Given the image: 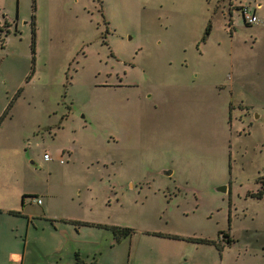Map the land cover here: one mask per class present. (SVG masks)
<instances>
[{
    "label": "rangeland",
    "instance_id": "1",
    "mask_svg": "<svg viewBox=\"0 0 264 264\" xmlns=\"http://www.w3.org/2000/svg\"><path fill=\"white\" fill-rule=\"evenodd\" d=\"M0 28V146L23 149L0 187L25 194L33 264H152L180 246L155 231L214 240L198 264H264V0H0Z\"/></svg>",
    "mask_w": 264,
    "mask_h": 264
},
{
    "label": "crops",
    "instance_id": "2",
    "mask_svg": "<svg viewBox=\"0 0 264 264\" xmlns=\"http://www.w3.org/2000/svg\"><path fill=\"white\" fill-rule=\"evenodd\" d=\"M16 148H17V150H15ZM16 148H14L12 145L0 146V157H1V161L4 163V165L7 163V160L9 159V157L12 155V153L14 151H18V152L21 151L23 154V149L21 148V146H18ZM2 187H0V237H6L10 241H12L14 243L15 242L18 243L19 241H17V239H18L17 231H19V229H21L22 224L24 223V222H19L21 216L25 217L26 221H25V225L22 228L25 232L24 233L25 237H24V240L22 243L21 250L18 249L19 248L18 245L17 246L14 245L13 249H9L7 257L3 261H0V264H33V262L36 260L40 262L41 260L39 258L36 259V253H42L39 250L41 247V244H39V243H38L39 245L37 244V242H36L37 238H35L36 236H32V234L30 236V230L33 229V230H31V232L35 231L37 229V225L33 221L32 215L27 213L24 209V207H25L24 206L25 205L24 204L25 194L21 193V206H20V204L16 205L15 198L13 196L10 197L6 194V193L11 194L12 191H8L6 189H3ZM35 197H37V196H35ZM37 199H39V198H36V202L41 203V201L38 202ZM10 210H15V211H17V213H12V212H10ZM4 217H8V218H4ZM37 217H39V218L45 217L47 219H50L51 223L54 220L52 217L46 216L44 212L42 215H38ZM3 223H5V224H3ZM76 227H77V225H76ZM159 233L168 234V232H159ZM180 236H182V237H190V236L191 237H201V236H193V235H180ZM160 237L168 238V236H161V235H160ZM202 238H206V237H202ZM173 239H176L177 241H179V243H180L179 250L175 254H172L170 256H166L164 260L161 259V260L155 261L152 264H198L197 263L198 261L197 262L194 261L193 258L195 256L194 252L196 250L197 245L201 244V243H197V242L191 241V240H186L183 238H173ZM113 240H112V242H113ZM6 242H8V240L0 238V245H1L0 249H3L4 244ZM119 242H117V243H119ZM111 244L114 245L113 243H111ZM209 245L212 246L214 244L211 243ZM62 246H63V240H61V241H60V239L57 240L55 242V246L53 247L51 253L59 252L62 249ZM74 254L76 256V259L74 262L75 264H87L79 256L78 250H75ZM136 255H138V254L136 253V254L131 255V253L129 252L128 257H127V261H129V258L131 256H132L131 258L134 260ZM172 256H175L176 258L173 259ZM44 264H46V263H44ZM48 264H58V261H53V262H50ZM94 264H95V262H94Z\"/></svg>",
    "mask_w": 264,
    "mask_h": 264
},
{
    "label": "trees",
    "instance_id": "3",
    "mask_svg": "<svg viewBox=\"0 0 264 264\" xmlns=\"http://www.w3.org/2000/svg\"><path fill=\"white\" fill-rule=\"evenodd\" d=\"M32 43H34V36H35V31H34V27H33V22H32ZM204 37V36H203ZM4 113V112H3ZM252 195H256L257 197H261L263 195L262 190H258L257 192H253ZM10 212L12 213H17V211L15 210H10ZM61 220L63 221H69L75 225H83V224H88V225H95L98 227H107L110 228L113 236H114V240L112 243H117L119 242L122 238L130 235L133 232V229L129 226H120V225H106V224H102V223H94V222H89V221H83V220H73V219H63L61 218ZM156 234H159L161 236H168V237H172V238H183L186 240H191V241H195V242H208V243H215L214 240H211L209 238H202V237H182L180 235H176V234H164V233H159V232H154ZM232 239L227 237V241L226 242H230ZM79 263V262H78ZM88 264H94V261H90Z\"/></svg>",
    "mask_w": 264,
    "mask_h": 264
},
{
    "label": "built area",
    "instance_id": "4",
    "mask_svg": "<svg viewBox=\"0 0 264 264\" xmlns=\"http://www.w3.org/2000/svg\"><path fill=\"white\" fill-rule=\"evenodd\" d=\"M241 15L246 23H254L258 21V17L255 15L254 11H251L250 8L247 5H242L240 8ZM44 158L48 159L49 154L44 153ZM39 202L40 199H37Z\"/></svg>",
    "mask_w": 264,
    "mask_h": 264
},
{
    "label": "flooded vegetation",
    "instance_id": "5",
    "mask_svg": "<svg viewBox=\"0 0 264 264\" xmlns=\"http://www.w3.org/2000/svg\"><path fill=\"white\" fill-rule=\"evenodd\" d=\"M239 14H240V16H241V11L239 10ZM4 22H6V20L4 21ZM0 29H2V28H0ZM166 171H168L167 169H165V170H162V174H164V175H168V173H165ZM226 241H227V236H226Z\"/></svg>",
    "mask_w": 264,
    "mask_h": 264
},
{
    "label": "water",
    "instance_id": "6",
    "mask_svg": "<svg viewBox=\"0 0 264 264\" xmlns=\"http://www.w3.org/2000/svg\"><path fill=\"white\" fill-rule=\"evenodd\" d=\"M171 171L170 170H168V171H166L165 173H170ZM222 190H225V186L222 188Z\"/></svg>",
    "mask_w": 264,
    "mask_h": 264
}]
</instances>
